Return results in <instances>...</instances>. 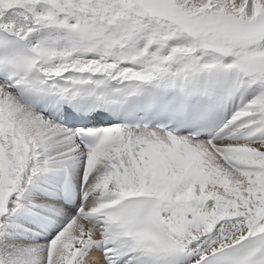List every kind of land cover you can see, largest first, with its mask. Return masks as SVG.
I'll use <instances>...</instances> for the list:
<instances>
[{
  "label": "snow or ice",
  "instance_id": "1",
  "mask_svg": "<svg viewBox=\"0 0 264 264\" xmlns=\"http://www.w3.org/2000/svg\"><path fill=\"white\" fill-rule=\"evenodd\" d=\"M0 264H264V0H0Z\"/></svg>",
  "mask_w": 264,
  "mask_h": 264
}]
</instances>
